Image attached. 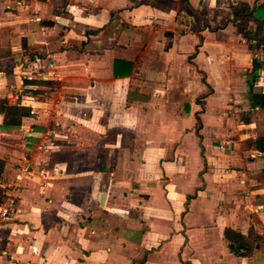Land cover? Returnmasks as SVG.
<instances>
[{
	"label": "crops",
	"instance_id": "1",
	"mask_svg": "<svg viewBox=\"0 0 264 264\" xmlns=\"http://www.w3.org/2000/svg\"><path fill=\"white\" fill-rule=\"evenodd\" d=\"M263 4L0 0V264H264Z\"/></svg>",
	"mask_w": 264,
	"mask_h": 264
},
{
	"label": "trees",
	"instance_id": "2",
	"mask_svg": "<svg viewBox=\"0 0 264 264\" xmlns=\"http://www.w3.org/2000/svg\"><path fill=\"white\" fill-rule=\"evenodd\" d=\"M260 9H264V4L259 6ZM253 68L255 69L258 65L255 60L253 59ZM132 64L130 62L124 60H114V75L121 76L124 74H128L131 70ZM27 82L36 83L38 85L44 86H52L55 82L51 80H29ZM36 93L38 91H32ZM253 98H261L264 99V95L262 94H253L251 95ZM0 114L2 115V122L0 124V129L4 130H11L15 128H19L22 122V118L32 116L31 108L25 105H21L18 102H12L7 97H0ZM3 161L0 160V172L2 169ZM1 201V198H0ZM239 247H234V245H230V249L235 253L239 254L238 249Z\"/></svg>",
	"mask_w": 264,
	"mask_h": 264
},
{
	"label": "built area",
	"instance_id": "3",
	"mask_svg": "<svg viewBox=\"0 0 264 264\" xmlns=\"http://www.w3.org/2000/svg\"><path fill=\"white\" fill-rule=\"evenodd\" d=\"M254 58L257 62V72L260 76H264V41L259 45ZM49 66H52L50 64ZM31 69H36L39 73L43 72V66L41 65V60L39 58H36L32 64ZM26 76H29L30 73H26ZM52 134H54V131H51ZM50 132V133H51ZM21 173L19 174L15 181L9 185L11 190H18L22 184V178L28 177L30 174V171L26 168L21 169ZM18 210V203H17V196L13 193V191H9L5 193V196L1 198L0 201V217L1 218H8L12 217Z\"/></svg>",
	"mask_w": 264,
	"mask_h": 264
},
{
	"label": "water",
	"instance_id": "4",
	"mask_svg": "<svg viewBox=\"0 0 264 264\" xmlns=\"http://www.w3.org/2000/svg\"><path fill=\"white\" fill-rule=\"evenodd\" d=\"M249 81L252 83V77L251 76H249Z\"/></svg>",
	"mask_w": 264,
	"mask_h": 264
}]
</instances>
